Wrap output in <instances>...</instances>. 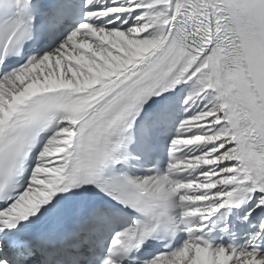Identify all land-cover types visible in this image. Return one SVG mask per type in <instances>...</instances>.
<instances>
[{
    "label": "snow or ice",
    "instance_id": "1",
    "mask_svg": "<svg viewBox=\"0 0 264 264\" xmlns=\"http://www.w3.org/2000/svg\"><path fill=\"white\" fill-rule=\"evenodd\" d=\"M0 264H264V0H0Z\"/></svg>",
    "mask_w": 264,
    "mask_h": 264
}]
</instances>
